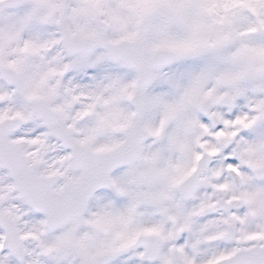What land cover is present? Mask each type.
<instances>
[{
    "label": "snow or ice",
    "instance_id": "6c2138e0",
    "mask_svg": "<svg viewBox=\"0 0 264 264\" xmlns=\"http://www.w3.org/2000/svg\"><path fill=\"white\" fill-rule=\"evenodd\" d=\"M0 264H264V0H0Z\"/></svg>",
    "mask_w": 264,
    "mask_h": 264
}]
</instances>
